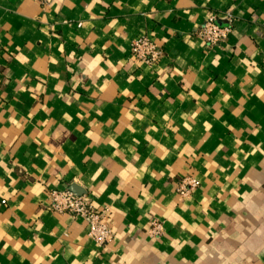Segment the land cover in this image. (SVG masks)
<instances>
[{"label":"crops","instance_id":"obj_1","mask_svg":"<svg viewBox=\"0 0 264 264\" xmlns=\"http://www.w3.org/2000/svg\"><path fill=\"white\" fill-rule=\"evenodd\" d=\"M211 14L232 26L208 48ZM61 189L109 244L47 210ZM0 264H264V0H0Z\"/></svg>","mask_w":264,"mask_h":264},{"label":"built area","instance_id":"obj_2","mask_svg":"<svg viewBox=\"0 0 264 264\" xmlns=\"http://www.w3.org/2000/svg\"><path fill=\"white\" fill-rule=\"evenodd\" d=\"M37 1L46 8L53 0ZM223 21L224 24L219 25L216 16L211 14L198 30L197 36L208 48L223 44L230 34L231 17L227 15ZM130 56L139 65L153 66L162 58L163 52L149 37L142 35L131 43ZM198 186L196 179L184 176L177 182L175 191L181 200H190ZM47 197L48 211L82 220L87 228L88 239L98 247H104L111 242L112 232L108 224L109 211L107 209H96L86 196H77L65 189L51 190ZM147 234L152 238L162 236V224L151 221Z\"/></svg>","mask_w":264,"mask_h":264},{"label":"water","instance_id":"obj_3","mask_svg":"<svg viewBox=\"0 0 264 264\" xmlns=\"http://www.w3.org/2000/svg\"><path fill=\"white\" fill-rule=\"evenodd\" d=\"M74 194V193H73ZM76 195V194H75ZM77 196H79V195H77Z\"/></svg>","mask_w":264,"mask_h":264}]
</instances>
